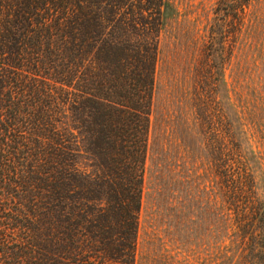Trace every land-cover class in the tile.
I'll return each instance as SVG.
<instances>
[{
  "label": "trees",
  "instance_id": "obj_1",
  "mask_svg": "<svg viewBox=\"0 0 264 264\" xmlns=\"http://www.w3.org/2000/svg\"><path fill=\"white\" fill-rule=\"evenodd\" d=\"M252 3L217 0L211 43L249 29ZM171 8L169 0H0V264L137 263ZM230 91L205 141L214 183L199 238L213 248L209 264H264V151Z\"/></svg>",
  "mask_w": 264,
  "mask_h": 264
},
{
  "label": "rangeland",
  "instance_id": "obj_2",
  "mask_svg": "<svg viewBox=\"0 0 264 264\" xmlns=\"http://www.w3.org/2000/svg\"><path fill=\"white\" fill-rule=\"evenodd\" d=\"M169 1L173 8L155 72L136 264H209L213 248L199 238L210 225L206 212L214 183L205 141L217 112L227 111L229 88L264 151V0H253L251 27L237 31L225 46L208 37L217 0ZM201 213L205 220L198 229Z\"/></svg>",
  "mask_w": 264,
  "mask_h": 264
}]
</instances>
